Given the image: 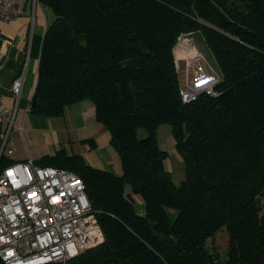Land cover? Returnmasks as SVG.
<instances>
[{"label": "trees", "instance_id": "16d2710c", "mask_svg": "<svg viewBox=\"0 0 264 264\" xmlns=\"http://www.w3.org/2000/svg\"><path fill=\"white\" fill-rule=\"evenodd\" d=\"M40 1L55 19L33 41L40 61L30 112L62 116L92 99L123 164L117 174L80 154L36 160L83 177L105 235L46 264H264V0ZM180 34L203 36L221 73L216 95L182 101ZM162 123L185 161L181 184L155 135ZM15 162L2 154L0 173ZM221 230L227 261L207 245Z\"/></svg>", "mask_w": 264, "mask_h": 264}, {"label": "built area", "instance_id": "2783aa9c", "mask_svg": "<svg viewBox=\"0 0 264 264\" xmlns=\"http://www.w3.org/2000/svg\"><path fill=\"white\" fill-rule=\"evenodd\" d=\"M39 2V0H36ZM27 0H0V17L8 20L23 14ZM184 103L202 93L216 95L220 69L197 45L190 34H180L175 46ZM183 63H180V60ZM24 75L15 79L12 90L19 95ZM0 93V156H11L10 131L3 127ZM105 239L101 223L88 195L87 184L74 170L40 165L28 158L5 167L0 173V256L5 264L64 263Z\"/></svg>", "mask_w": 264, "mask_h": 264}, {"label": "rangeland", "instance_id": "374dc122", "mask_svg": "<svg viewBox=\"0 0 264 264\" xmlns=\"http://www.w3.org/2000/svg\"><path fill=\"white\" fill-rule=\"evenodd\" d=\"M196 43L205 55L216 64L202 35H196ZM181 62L183 63L180 60ZM84 111H87L88 114H84ZM23 115V110H20L10 131L9 146L14 149L16 159L21 161L28 158L39 160L45 155L54 156L58 152L64 157L84 153L88 163L93 166L112 168L117 174L123 173L121 156L111 143V130L105 123L95 118V103L92 99L87 98L72 105L62 116L46 118L36 115L35 122L27 119L24 123ZM89 131L90 137L94 135L93 138H95L84 140L83 137ZM146 135V128L141 127L139 137L142 138ZM155 135L160 147L168 153L167 169L173 175L175 182L181 184L186 178V166L182 154L177 149L171 124L162 123L156 129ZM77 137L82 138L78 139ZM5 153L7 154V151ZM134 198L138 210L144 211L143 197L134 193ZM170 210L173 219H175L176 210ZM207 245L211 251L219 253L222 261L228 260L229 238L225 230L219 231L215 237L209 239Z\"/></svg>", "mask_w": 264, "mask_h": 264}, {"label": "crops", "instance_id": "0c3cea01", "mask_svg": "<svg viewBox=\"0 0 264 264\" xmlns=\"http://www.w3.org/2000/svg\"><path fill=\"white\" fill-rule=\"evenodd\" d=\"M26 3L23 14L8 20L0 17V93L5 130L9 124L7 115L11 111H15L14 123L20 110L24 112V123L27 119L35 122L36 115L30 112V108L38 82L40 54L32 52L33 41L35 38L42 41L49 25L55 19L51 9L40 0L39 2L27 0ZM21 74L24 75V83L21 93L16 95L12 86ZM84 114L87 115L88 112L84 111ZM85 121L87 122L86 119ZM86 134L84 140L94 136L90 137V131ZM106 151L109 154L108 150ZM81 154L85 157L84 153ZM10 157L15 161H21L15 158V151Z\"/></svg>", "mask_w": 264, "mask_h": 264}]
</instances>
